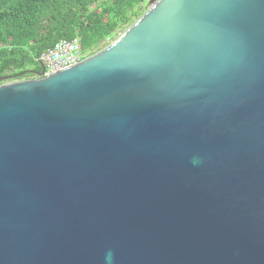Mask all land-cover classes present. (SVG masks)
I'll list each match as a JSON object with an SVG mask.
<instances>
[{"label": "water", "instance_id": "water-1", "mask_svg": "<svg viewBox=\"0 0 264 264\" xmlns=\"http://www.w3.org/2000/svg\"><path fill=\"white\" fill-rule=\"evenodd\" d=\"M150 3L0 75V264H264V0Z\"/></svg>", "mask_w": 264, "mask_h": 264}, {"label": "trees", "instance_id": "trees-1", "mask_svg": "<svg viewBox=\"0 0 264 264\" xmlns=\"http://www.w3.org/2000/svg\"><path fill=\"white\" fill-rule=\"evenodd\" d=\"M144 1L0 0V75L40 70L37 57L62 39L78 38L86 57L98 52L143 15Z\"/></svg>", "mask_w": 264, "mask_h": 264}, {"label": "built area", "instance_id": "built-area-1", "mask_svg": "<svg viewBox=\"0 0 264 264\" xmlns=\"http://www.w3.org/2000/svg\"><path fill=\"white\" fill-rule=\"evenodd\" d=\"M78 38L62 39L37 57L46 66L45 75L57 72L69 65L84 59Z\"/></svg>", "mask_w": 264, "mask_h": 264}, {"label": "rangeland", "instance_id": "rangeland-1", "mask_svg": "<svg viewBox=\"0 0 264 264\" xmlns=\"http://www.w3.org/2000/svg\"><path fill=\"white\" fill-rule=\"evenodd\" d=\"M150 4H151V3H150V0H145V1L143 2L142 6H143V12H144V13L149 9ZM123 32H124V31L120 32L119 35L122 34ZM112 41H113V40H112ZM112 41H111V42H112ZM111 42H110V43H111Z\"/></svg>", "mask_w": 264, "mask_h": 264}, {"label": "clouds", "instance_id": "clouds-1", "mask_svg": "<svg viewBox=\"0 0 264 264\" xmlns=\"http://www.w3.org/2000/svg\"><path fill=\"white\" fill-rule=\"evenodd\" d=\"M195 162L196 161H194V163ZM107 260H108V264H111V260H112L111 253L108 254Z\"/></svg>", "mask_w": 264, "mask_h": 264}]
</instances>
